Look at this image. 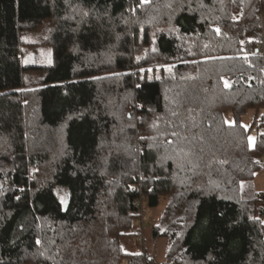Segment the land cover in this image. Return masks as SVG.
Returning <instances> with one entry per match:
<instances>
[{
	"label": "trees",
	"instance_id": "1",
	"mask_svg": "<svg viewBox=\"0 0 264 264\" xmlns=\"http://www.w3.org/2000/svg\"><path fill=\"white\" fill-rule=\"evenodd\" d=\"M263 13L0 0V264H153L137 213L161 200L171 264H264ZM44 24L52 64L26 67Z\"/></svg>",
	"mask_w": 264,
	"mask_h": 264
},
{
	"label": "rangeland",
	"instance_id": "2",
	"mask_svg": "<svg viewBox=\"0 0 264 264\" xmlns=\"http://www.w3.org/2000/svg\"><path fill=\"white\" fill-rule=\"evenodd\" d=\"M262 16H264V13L261 15V17ZM262 24L264 26V18H262ZM47 31H48L47 24H44L39 31L25 33L23 35L22 38L24 41L37 45L36 51L31 52L23 60L24 66L26 67H29V66L47 67L52 64L51 51L48 48L43 47L40 43L44 35L47 33ZM262 33L264 34V27H263ZM33 80L34 78L32 75L28 77L29 82ZM261 114H264V112H261ZM253 117H254V113L252 111L248 112L241 119V124L245 126L246 128H249L250 125L252 124ZM225 121L228 124L232 123L231 114L229 113L225 114ZM254 137H255V128L250 130V142L251 143L253 142ZM253 183H254L256 193L264 197V168L255 174ZM164 204H165L164 201L161 200L159 207L148 210L146 207V204L144 202H141L140 215H139L140 217L137 220L138 225H141V222L144 224V228L140 231L142 239H144L143 248L152 257L153 264H171L166 259V256H165L166 254L165 240L161 238L153 239L152 237H150V229L146 224V222H148V225H152L153 223L161 220V214L164 209ZM139 251H140L139 248L132 245V248H131L132 253H139Z\"/></svg>",
	"mask_w": 264,
	"mask_h": 264
},
{
	"label": "built area",
	"instance_id": "3",
	"mask_svg": "<svg viewBox=\"0 0 264 264\" xmlns=\"http://www.w3.org/2000/svg\"><path fill=\"white\" fill-rule=\"evenodd\" d=\"M262 18H264V16H262ZM259 50H260V51L262 52V54L264 55V34H263V40H262V43H261V45H260ZM137 214L140 215V210H139V212H138ZM141 224H143V223L141 222Z\"/></svg>",
	"mask_w": 264,
	"mask_h": 264
}]
</instances>
